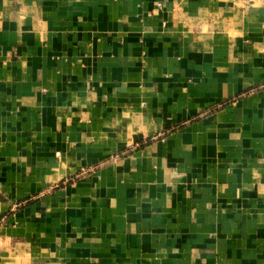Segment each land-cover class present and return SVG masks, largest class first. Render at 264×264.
Wrapping results in <instances>:
<instances>
[{
    "label": "crops",
    "instance_id": "crops-1",
    "mask_svg": "<svg viewBox=\"0 0 264 264\" xmlns=\"http://www.w3.org/2000/svg\"><path fill=\"white\" fill-rule=\"evenodd\" d=\"M0 264H264V0H0Z\"/></svg>",
    "mask_w": 264,
    "mask_h": 264
}]
</instances>
